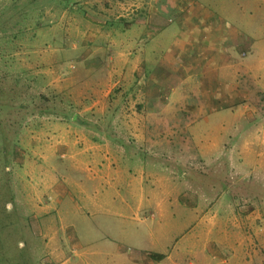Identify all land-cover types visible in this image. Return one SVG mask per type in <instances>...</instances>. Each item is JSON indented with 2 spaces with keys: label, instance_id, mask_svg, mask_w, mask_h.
I'll return each mask as SVG.
<instances>
[{
  "label": "crops",
  "instance_id": "obj_1",
  "mask_svg": "<svg viewBox=\"0 0 264 264\" xmlns=\"http://www.w3.org/2000/svg\"><path fill=\"white\" fill-rule=\"evenodd\" d=\"M96 12L54 39L67 112L29 140L46 263L264 264V0Z\"/></svg>",
  "mask_w": 264,
  "mask_h": 264
},
{
  "label": "rangeland",
  "instance_id": "obj_2",
  "mask_svg": "<svg viewBox=\"0 0 264 264\" xmlns=\"http://www.w3.org/2000/svg\"><path fill=\"white\" fill-rule=\"evenodd\" d=\"M117 1L121 0H0V264H47L44 225L34 218L32 209L43 194H32L28 176L29 162L39 154L29 140L44 133V115L67 112L62 82L69 73L54 52L60 47L54 39L61 32H76L79 16L88 14V20L99 22L100 3L108 7ZM73 58L67 51L63 64ZM248 107L264 113V88L260 103L251 101ZM256 123L263 127L264 119L245 120V128ZM230 155L234 160L238 153ZM72 222L95 226V221Z\"/></svg>",
  "mask_w": 264,
  "mask_h": 264
},
{
  "label": "trees",
  "instance_id": "obj_3",
  "mask_svg": "<svg viewBox=\"0 0 264 264\" xmlns=\"http://www.w3.org/2000/svg\"><path fill=\"white\" fill-rule=\"evenodd\" d=\"M151 256H152L154 259H159V258L162 257V255H160V254H152Z\"/></svg>",
  "mask_w": 264,
  "mask_h": 264
}]
</instances>
